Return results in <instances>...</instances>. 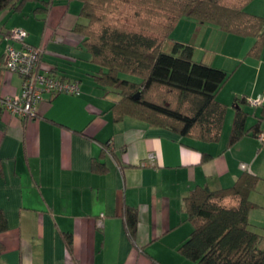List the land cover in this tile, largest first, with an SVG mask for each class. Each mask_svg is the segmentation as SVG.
<instances>
[{"label": "crops", "instance_id": "obj_1", "mask_svg": "<svg viewBox=\"0 0 264 264\" xmlns=\"http://www.w3.org/2000/svg\"><path fill=\"white\" fill-rule=\"evenodd\" d=\"M251 4L248 12L264 16ZM33 7L1 10L0 34L22 29L26 43L43 48L40 70L75 82L79 90L44 93L29 119L0 107V215L6 222L0 232V264H192L177 251L192 228L182 210L183 198L198 185L229 187L243 171L257 175L264 163V144L250 131L228 145L240 99H262L255 109L248 102L243 106L254 113L246 119L247 129L264 106V43L257 56H249L252 38L220 31L226 34L222 48L212 46L214 54L198 49L201 61L228 73L216 98L226 112L229 102L232 106L219 140L204 142L129 115L116 120L114 96L95 80L80 78L98 68L72 29L81 19L80 2L52 0L44 17L34 14ZM206 25L197 23L198 33ZM9 43L21 45L0 36V98L21 88L19 75L5 69ZM249 69L255 70L253 79L244 82L242 73ZM260 128L264 130L263 122ZM203 154L210 158L203 160ZM93 161L102 162L105 171L94 172ZM124 205L137 210L134 242L121 216Z\"/></svg>", "mask_w": 264, "mask_h": 264}, {"label": "trees", "instance_id": "obj_2", "mask_svg": "<svg viewBox=\"0 0 264 264\" xmlns=\"http://www.w3.org/2000/svg\"><path fill=\"white\" fill-rule=\"evenodd\" d=\"M51 1L0 0V11L19 12L31 2L33 13L44 17ZM78 1L79 17L84 21L76 22L72 29L81 36L80 48L98 67L92 75L95 81L114 95V118L129 115L180 137L217 142L226 105L216 95L228 73L195 60L191 44L170 36L181 18H191L233 36L252 38L247 54L257 56L264 43V16L246 10L252 0ZM166 42H170L168 51L163 50ZM120 73L135 75L139 80L120 78ZM239 102L242 107L238 104L234 110L229 146L248 131L256 138L264 136L260 128L264 106L256 116L257 121L247 129L246 119L254 113L243 107L248 102L246 98ZM261 143L264 144V138ZM209 158L210 155L203 154V160ZM92 170L103 173L105 165L93 161ZM257 180V175L243 171L229 187L210 190L198 185L189 191L183 198L182 210L192 228L178 246L179 254L192 264H264V235L249 222V212L254 206L249 193L255 189ZM121 216L127 235L134 242L136 208L124 205ZM5 229V219L0 215V232ZM65 240L70 246V235Z\"/></svg>", "mask_w": 264, "mask_h": 264}, {"label": "built area", "instance_id": "obj_3", "mask_svg": "<svg viewBox=\"0 0 264 264\" xmlns=\"http://www.w3.org/2000/svg\"><path fill=\"white\" fill-rule=\"evenodd\" d=\"M6 41H20V47L12 43L7 44L5 49V67L9 72L19 75L21 88L18 94L0 98V107L13 115L24 119L35 117L36 104L42 101L44 93L77 94L78 86L75 82L59 78L46 71L40 70L41 47L32 46L25 42V33L22 29L15 28L0 34ZM261 96H257L248 103L252 107L261 105ZM263 134L258 139L263 140ZM149 158L153 155L149 154ZM241 168L245 165L241 164Z\"/></svg>", "mask_w": 264, "mask_h": 264}, {"label": "rangeland", "instance_id": "obj_4", "mask_svg": "<svg viewBox=\"0 0 264 264\" xmlns=\"http://www.w3.org/2000/svg\"><path fill=\"white\" fill-rule=\"evenodd\" d=\"M253 1V2H252ZM250 3L252 9L257 10L260 13H264V0L261 2V0H252ZM32 3H26L23 7L26 8L28 6H30ZM248 7V5H247ZM249 10V9H248ZM187 19V20H184ZM83 19H80V22ZM84 21V20H83ZM199 24V23H198ZM197 26V22L194 19L191 18H183L181 20V22H179L175 28L173 29V31L171 32V38L172 39H176V38H180L183 40V42L185 41V43H189L193 46V49L195 51V58L196 60H202L203 57L201 56L202 53L199 55V57H197V52L198 49L200 48V50H202L203 52H206L205 50H208V53H215L214 50L210 49L212 46H215L216 48H222V43L224 38L226 37L224 33L220 32L221 30H219L217 27L213 25H209V26H204V27H208V28H203L202 27V33H198V29H201V27H196ZM206 31H205V30ZM202 34L206 35V36H202ZM168 43V42H167ZM170 43V42H169ZM168 43V44H169ZM167 45V44H166ZM166 45L164 46L163 50L168 51L170 48H166ZM204 49V50H203ZM217 52L218 49H217ZM208 56H210L209 54H207ZM219 57H221L219 54L218 56H216L214 58V62L216 65V63L220 60ZM204 60V59H203ZM205 62V61H204ZM213 64V63H211ZM92 65L94 66L95 64L92 63ZM96 67H93V71L90 72H96ZM254 71L255 70H248L247 72L243 71L242 75H243V80L245 82V78L248 77L250 78L249 80L251 81L253 79L254 76ZM263 71V70H262ZM80 78L81 80H90V81H94V77H92L90 74H80ZM120 78L123 79H127L133 82H138L139 78L135 75H131V74H126V73H120ZM99 86V85H98ZM96 87V86H95ZM107 93V95H111L114 96L112 92H107L106 89L105 91ZM256 98V97H254ZM252 97H250L249 99L252 100L254 99ZM248 99V100H249ZM251 109H248V111L250 112ZM232 114V106H231V102H229V104L227 105V112L225 115V120L226 118ZM224 120V130L225 128L228 126V123ZM231 121V118H230ZM229 121V124H230ZM252 122V118H248V123ZM263 125H264V121H263ZM264 131V130H263ZM259 141V140H258ZM263 158L260 157L257 160V163L260 162ZM264 160V159H263ZM262 166V167H261ZM260 166V172L259 174H257V176L259 177L258 182L256 184L255 189L252 191V193L250 194V201H252L253 204H255V207L252 208V210L250 211V216H249V222L250 224H252V228L255 230L260 231L263 235H264V163H262Z\"/></svg>", "mask_w": 264, "mask_h": 264}, {"label": "water", "instance_id": "obj_5", "mask_svg": "<svg viewBox=\"0 0 264 264\" xmlns=\"http://www.w3.org/2000/svg\"><path fill=\"white\" fill-rule=\"evenodd\" d=\"M136 96H138V93L136 94Z\"/></svg>", "mask_w": 264, "mask_h": 264}]
</instances>
